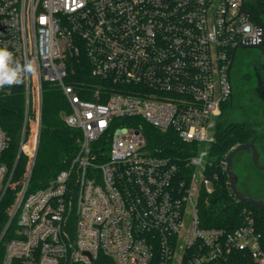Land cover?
Here are the masks:
<instances>
[{
    "label": "built area",
    "instance_id": "obj_1",
    "mask_svg": "<svg viewBox=\"0 0 264 264\" xmlns=\"http://www.w3.org/2000/svg\"><path fill=\"white\" fill-rule=\"evenodd\" d=\"M242 4L0 0V47L36 66L23 84L27 118L31 100L41 118L43 83H54L70 107L66 124L82 132L70 164L47 185L28 191L30 170L0 236L16 220L0 264H209L239 251L264 264L253 215L236 228L205 227L198 207L212 190L207 171L232 92L233 47L261 40ZM81 62L102 87L81 88ZM145 123L175 131L185 159L150 146ZM9 143L0 126V159ZM15 168L0 160L2 196Z\"/></svg>",
    "mask_w": 264,
    "mask_h": 264
},
{
    "label": "trees",
    "instance_id": "obj_2",
    "mask_svg": "<svg viewBox=\"0 0 264 264\" xmlns=\"http://www.w3.org/2000/svg\"><path fill=\"white\" fill-rule=\"evenodd\" d=\"M246 6L251 11L256 8L253 0H246ZM77 69L76 81L81 88L92 86L94 89L104 85L105 81L93 76L85 62L77 64ZM232 87L234 92L235 87H240V82L232 83ZM82 96L93 98L90 92H83ZM231 108L230 99L223 103V111L217 123V140L211 146V164L207 171L212 178V190H203L199 196L200 219L205 227L232 229L242 225L248 215H253L262 232L264 248V211L240 201L235 196L225 168L230 152L239 144L250 142L258 133L249 117L242 121L232 120ZM68 112H70L68 101L62 90L54 83H43L41 118L36 100H31L27 118V95L24 85L0 89V126L10 138L9 147L0 160L7 163L10 170L16 165L9 188L3 196L0 193V236L30 170L32 169L28 191H33L47 185L61 169L70 164L76 154L78 139L82 132L66 124L64 114ZM144 132L150 146L160 147L181 161L188 155V148L184 147L185 143L175 131H163L145 123ZM22 142L24 144L21 149ZM16 228L17 222L13 220L0 242V258L5 253V242L14 234ZM209 264L259 263L248 252L239 251L226 259Z\"/></svg>",
    "mask_w": 264,
    "mask_h": 264
},
{
    "label": "rangeland",
    "instance_id": "obj_3",
    "mask_svg": "<svg viewBox=\"0 0 264 264\" xmlns=\"http://www.w3.org/2000/svg\"><path fill=\"white\" fill-rule=\"evenodd\" d=\"M241 49L242 48H239V50ZM244 50L251 56H254L258 51L257 48H244ZM232 83H236V78L232 79ZM250 84L254 85L255 81L251 80ZM240 88L241 87H235L234 106L231 108L230 116L234 121H242L249 117V121L254 125L258 133L252 140L264 143V124L260 115V110H258L259 108L256 105L257 98L253 95H249L244 108L245 110H240L238 105L243 99ZM233 170L238 176L239 187L245 194L264 198V171L259 170L251 162L247 152L243 151L235 156L233 160Z\"/></svg>",
    "mask_w": 264,
    "mask_h": 264
},
{
    "label": "flooded vegetation",
    "instance_id": "obj_4",
    "mask_svg": "<svg viewBox=\"0 0 264 264\" xmlns=\"http://www.w3.org/2000/svg\"><path fill=\"white\" fill-rule=\"evenodd\" d=\"M253 2L256 8L252 11L248 10L252 14L259 16L264 22V4H261L264 0H253ZM235 78L236 81L240 82L241 95L243 96L241 103L238 105L240 110H245L244 108L249 95L255 96L257 98L256 105L259 108L258 110H260V115L264 124V98L261 96L264 94V56L259 50L254 56L249 55L244 49L237 50L231 69V80ZM251 80L255 81L254 85L250 84ZM254 141L258 145L261 160L264 162V143L257 142L256 140ZM247 154L249 156L248 152Z\"/></svg>",
    "mask_w": 264,
    "mask_h": 264
},
{
    "label": "water",
    "instance_id": "obj_5",
    "mask_svg": "<svg viewBox=\"0 0 264 264\" xmlns=\"http://www.w3.org/2000/svg\"><path fill=\"white\" fill-rule=\"evenodd\" d=\"M261 4H264V2H261ZM242 12L247 14L248 16H250L255 21L256 25L261 29V40L257 43L240 42L233 47L232 54H231V60L229 63V77H230V79H231V69H232L233 61L235 59L236 52L239 48H242V49H244V48H257L262 53V55L264 56V22L262 21V19L259 16L252 14L247 9L245 0H243ZM261 96L264 98V94H262ZM230 100H231V105L234 106V104H233L234 103L233 90L231 92ZM37 148H38V144H37ZM37 148H36V151H37ZM243 151L249 153V157H250L251 162L259 170L264 171V162L261 160L260 150L258 148L257 143H255V141L253 140L250 142H245V143L239 144L238 146H236L232 150V152H230V154L228 155L227 160H226V171L228 174V179H229V184H230L231 190L240 201L252 204V205L258 207L259 209H261L262 211H264V198L245 194L240 189L239 184H238V176L233 170V160H234L235 156L237 154H239L240 152H243Z\"/></svg>",
    "mask_w": 264,
    "mask_h": 264
},
{
    "label": "clouds",
    "instance_id": "obj_6",
    "mask_svg": "<svg viewBox=\"0 0 264 264\" xmlns=\"http://www.w3.org/2000/svg\"><path fill=\"white\" fill-rule=\"evenodd\" d=\"M35 72L32 60L21 62L7 46L0 47V89L19 87Z\"/></svg>",
    "mask_w": 264,
    "mask_h": 264
},
{
    "label": "crops",
    "instance_id": "obj_7",
    "mask_svg": "<svg viewBox=\"0 0 264 264\" xmlns=\"http://www.w3.org/2000/svg\"><path fill=\"white\" fill-rule=\"evenodd\" d=\"M230 102H231V100H230ZM234 104V103H233ZM233 107V106H232Z\"/></svg>",
    "mask_w": 264,
    "mask_h": 264
}]
</instances>
